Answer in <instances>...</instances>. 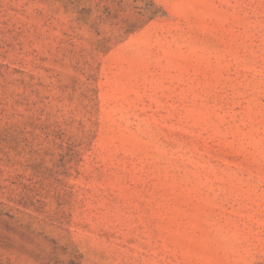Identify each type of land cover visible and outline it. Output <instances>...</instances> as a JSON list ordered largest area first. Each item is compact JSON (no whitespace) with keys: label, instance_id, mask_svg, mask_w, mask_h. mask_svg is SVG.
<instances>
[{"label":"rangeland","instance_id":"obj_1","mask_svg":"<svg viewBox=\"0 0 264 264\" xmlns=\"http://www.w3.org/2000/svg\"><path fill=\"white\" fill-rule=\"evenodd\" d=\"M0 264H264V0H0Z\"/></svg>","mask_w":264,"mask_h":264}]
</instances>
